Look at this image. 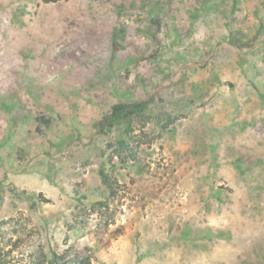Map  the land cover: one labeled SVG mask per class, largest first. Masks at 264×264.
Returning a JSON list of instances; mask_svg holds the SVG:
<instances>
[{"label": "rangeland", "instance_id": "1", "mask_svg": "<svg viewBox=\"0 0 264 264\" xmlns=\"http://www.w3.org/2000/svg\"><path fill=\"white\" fill-rule=\"evenodd\" d=\"M50 249L264 264V0H0V264Z\"/></svg>", "mask_w": 264, "mask_h": 264}, {"label": "trees", "instance_id": "2", "mask_svg": "<svg viewBox=\"0 0 264 264\" xmlns=\"http://www.w3.org/2000/svg\"><path fill=\"white\" fill-rule=\"evenodd\" d=\"M149 99H140L129 102H117L111 106L109 111L101 116L96 122V127L100 133H110L113 129H118L119 133L116 139L117 147L122 150L127 146V139L133 130V125L138 120H141L144 115L150 111ZM44 120L43 117L39 118ZM45 123L49 121L45 120ZM100 176L102 181L109 187V179L104 171L100 170ZM102 201H98L101 203ZM50 256L47 259V264H76L75 260L68 259L65 255H61L58 252L50 249ZM86 262H89V257L86 258ZM44 261L39 262L43 264Z\"/></svg>", "mask_w": 264, "mask_h": 264}]
</instances>
